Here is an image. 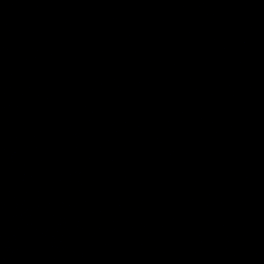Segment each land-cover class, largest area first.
Instances as JSON below:
<instances>
[{
  "label": "water",
  "instance_id": "95a60500",
  "mask_svg": "<svg viewBox=\"0 0 264 264\" xmlns=\"http://www.w3.org/2000/svg\"><path fill=\"white\" fill-rule=\"evenodd\" d=\"M79 264H264V0H0Z\"/></svg>",
  "mask_w": 264,
  "mask_h": 264
}]
</instances>
